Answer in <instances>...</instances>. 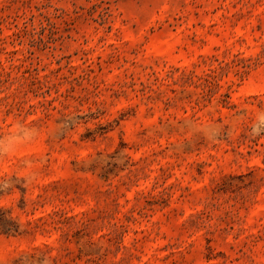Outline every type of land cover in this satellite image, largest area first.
Wrapping results in <instances>:
<instances>
[{
    "label": "rangeland",
    "instance_id": "1",
    "mask_svg": "<svg viewBox=\"0 0 264 264\" xmlns=\"http://www.w3.org/2000/svg\"><path fill=\"white\" fill-rule=\"evenodd\" d=\"M261 110L264 0H0V264H264Z\"/></svg>",
    "mask_w": 264,
    "mask_h": 264
},
{
    "label": "clouds",
    "instance_id": "2",
    "mask_svg": "<svg viewBox=\"0 0 264 264\" xmlns=\"http://www.w3.org/2000/svg\"><path fill=\"white\" fill-rule=\"evenodd\" d=\"M235 129L229 127L227 132L221 124L210 122L201 126V131L209 143H215L226 134L231 135ZM249 135L252 138L264 137V110L259 111L249 128ZM41 136V129L28 125L24 122H17L14 130L6 135H0V160H6L13 156L21 147L34 145ZM23 171L26 173L24 179L31 183L39 179V173L33 170V161L26 159L23 162ZM7 186V185H6Z\"/></svg>",
    "mask_w": 264,
    "mask_h": 264
}]
</instances>
